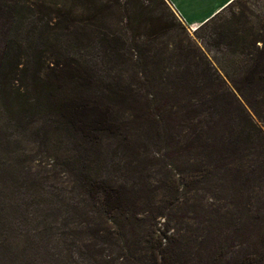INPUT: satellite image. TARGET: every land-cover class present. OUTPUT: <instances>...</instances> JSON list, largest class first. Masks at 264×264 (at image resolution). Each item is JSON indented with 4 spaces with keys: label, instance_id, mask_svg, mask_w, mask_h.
Returning <instances> with one entry per match:
<instances>
[{
    "label": "rangeland",
    "instance_id": "374dc122",
    "mask_svg": "<svg viewBox=\"0 0 264 264\" xmlns=\"http://www.w3.org/2000/svg\"><path fill=\"white\" fill-rule=\"evenodd\" d=\"M243 1L251 23L235 4L198 32L169 4L192 52L156 54L164 70L198 72L195 85L215 80L206 65L226 66L229 44L264 23V0ZM26 17L0 11V73L16 54L22 70L38 50L60 62L79 52L74 37ZM98 65L89 99L105 105L107 122L92 129L67 123L31 92L29 77L0 79V264H264V141L229 96L228 79L217 76L226 85L215 95L179 100L137 78L119 83L111 77L120 68ZM104 91L103 100L94 95ZM247 100L264 110L260 90ZM103 188L124 208L107 213Z\"/></svg>",
    "mask_w": 264,
    "mask_h": 264
},
{
    "label": "trees",
    "instance_id": "16d2710c",
    "mask_svg": "<svg viewBox=\"0 0 264 264\" xmlns=\"http://www.w3.org/2000/svg\"><path fill=\"white\" fill-rule=\"evenodd\" d=\"M235 4H240L241 16L251 23L248 20L251 13L248 4L235 0L196 32L209 28ZM0 11H6L18 21L29 15L41 23L44 30H48L47 33L74 37V46L79 52L71 56L67 52L63 62H60L58 54L46 56L45 51L38 50L36 52L39 53L33 56L35 63L32 67L20 70V55L16 54L11 61L12 69L0 73L4 84L14 82V77L19 73L22 78L29 77L35 84L31 92L44 96L49 107L58 111L71 125L85 130L107 122L106 110L101 109L105 105L95 104L89 99V91L102 77L99 62L108 71L120 68L118 74L111 77L119 83L137 78L141 84H149L153 94L179 100L187 95L192 99L199 90H209L212 91L210 95H215L220 84L226 85L224 80L219 79L220 75H224L232 88L227 91L229 96L237 102L247 122L261 134L264 141V129L258 127V124L264 125V110L247 100L249 94L260 90L264 102V23L258 17L260 15L257 16L260 19L258 26L246 27L236 43L229 44V52L224 60L226 66L217 64L213 68L206 65L203 72L211 73L209 75L211 78L215 76V80L195 85L191 78L200 73L191 69L181 75L179 69L166 72L160 61L164 56H155L168 52L172 46L181 55L192 52L190 45L186 46V40L178 33L184 28L177 22L167 0H0ZM232 15L236 17L234 13ZM227 36L226 33L222 35ZM187 42L190 44V40ZM50 44L62 47L56 41ZM48 59H53V62L46 66L43 62ZM141 63L144 65L142 72L138 70ZM176 78L181 80L176 81ZM105 93L94 95L103 100ZM237 95L246 101L250 111L240 103ZM193 110V113L197 112V109ZM231 145L236 150V143ZM101 195V204L107 213L124 208L123 199L118 193L103 188Z\"/></svg>",
    "mask_w": 264,
    "mask_h": 264
},
{
    "label": "crops",
    "instance_id": "0c3cea01",
    "mask_svg": "<svg viewBox=\"0 0 264 264\" xmlns=\"http://www.w3.org/2000/svg\"><path fill=\"white\" fill-rule=\"evenodd\" d=\"M235 0H167L187 24L199 28Z\"/></svg>",
    "mask_w": 264,
    "mask_h": 264
},
{
    "label": "built area",
    "instance_id": "2783aa9c",
    "mask_svg": "<svg viewBox=\"0 0 264 264\" xmlns=\"http://www.w3.org/2000/svg\"><path fill=\"white\" fill-rule=\"evenodd\" d=\"M176 14H177V16L179 17V19H180L183 23H187L186 20H185V18L180 14L179 11H176Z\"/></svg>",
    "mask_w": 264,
    "mask_h": 264
},
{
    "label": "water",
    "instance_id": "95a60500",
    "mask_svg": "<svg viewBox=\"0 0 264 264\" xmlns=\"http://www.w3.org/2000/svg\"><path fill=\"white\" fill-rule=\"evenodd\" d=\"M196 29H198V28H196Z\"/></svg>",
    "mask_w": 264,
    "mask_h": 264
}]
</instances>
